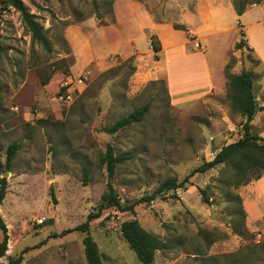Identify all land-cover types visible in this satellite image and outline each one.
<instances>
[{
	"label": "rangeland",
	"instance_id": "obj_1",
	"mask_svg": "<svg viewBox=\"0 0 264 264\" xmlns=\"http://www.w3.org/2000/svg\"><path fill=\"white\" fill-rule=\"evenodd\" d=\"M21 1L43 26L52 50L33 41L20 11L1 6L0 188L6 180V195L0 212L10 251L0 264L26 249L23 264H88L85 233L50 236L96 213L108 180L127 205L157 192L167 180L182 181L242 138L246 117L235 108L230 75L250 72L253 92L264 103V65L250 49L235 48L246 39L239 19L229 0H214L207 11L222 17L224 30L196 31L188 39L190 50L211 55L216 87L192 107L175 108L166 79L155 76L161 52L151 48L148 17L162 24L186 22L197 30L196 11L207 0ZM180 69L187 74L186 66ZM145 104L150 108L142 122L110 132ZM254 118L252 133L262 134L264 115ZM13 142L19 148L8 169ZM108 144L115 155L132 156L117 164L110 179ZM222 181H234L225 165L194 175L176 190V198L165 191L134 212L105 209L90 222L104 264H142L120 231L132 219L169 243L152 264H264V211L255 219L249 202L253 181L236 189Z\"/></svg>",
	"mask_w": 264,
	"mask_h": 264
},
{
	"label": "trees",
	"instance_id": "obj_2",
	"mask_svg": "<svg viewBox=\"0 0 264 264\" xmlns=\"http://www.w3.org/2000/svg\"><path fill=\"white\" fill-rule=\"evenodd\" d=\"M263 0H232L235 12L238 16L242 15L246 9L254 4H260ZM6 3L12 5L18 11L21 12L23 20L27 25L33 41L41 44V46L48 52L52 50V45L49 37L43 26L38 22L36 17L32 15L21 0H0L1 6ZM238 25L241 26L240 20ZM176 29L185 30L191 40L195 37L191 34L187 26L184 24H174ZM151 48L155 53L161 50L160 42L157 37L150 35ZM244 47L243 42H238L235 45L236 49H242ZM5 48L1 43L0 36V63L3 58ZM157 56V55H156ZM231 86L234 89L235 108L245 115L246 120L243 123L244 136L238 139L236 142L230 143L222 147L210 161H204L202 164L190 171V173L180 182L175 180H167L158 189L157 192L152 195L144 196L130 204L123 205L115 193L113 185L110 180L107 182V192L102 196V202L97 208L96 213H90L87 216L85 222L77 225L74 228L63 230L60 234L56 233L51 235V238H58L70 234L72 232L80 231L85 233L82 240L84 245V252L86 261L88 264H104L103 254L90 235V222L101 216L102 212L107 208H115L120 212H134V208L140 204H150L157 196L165 191H174L173 196L176 198V190L189 183L190 179L196 174H203L207 171L220 166L225 165L227 169L233 174L234 181L228 184L227 181L221 183L225 186H233L235 189L238 186L247 184L251 181L259 180L264 175V138L257 134L252 133L251 122L257 112L263 111L264 106H260L256 95L253 92V77L250 72L242 70L240 73L230 75ZM48 83L46 79L44 84ZM2 92V86L0 85V95ZM150 108L149 104H145L138 109L132 111L127 116L119 119L111 128L110 132H117L123 128L133 125L134 123L142 122ZM19 144L13 142L7 149L6 167L9 169L13 160L17 155ZM1 150V147H0ZM106 167L108 172V178L110 179L117 168V164L131 159V155H115L112 145H107L106 150ZM203 200L208 203L209 197L206 195V191L202 190ZM6 195V180L2 179V185L0 188V205ZM53 195V192H52ZM0 230L2 232V240L0 242V259L6 256L9 243V231L5 219L0 212ZM121 235L129 247L134 251L137 259L142 264H152L155 260L157 251L169 248V243L160 239L156 235L150 233L141 226L137 219L127 220L121 224ZM41 242L40 245H43ZM28 250V249H26ZM22 252L17 257H10L6 264H21L24 261V253Z\"/></svg>",
	"mask_w": 264,
	"mask_h": 264
},
{
	"label": "crops",
	"instance_id": "obj_3",
	"mask_svg": "<svg viewBox=\"0 0 264 264\" xmlns=\"http://www.w3.org/2000/svg\"><path fill=\"white\" fill-rule=\"evenodd\" d=\"M207 1L200 2L198 5L195 18L200 21L201 25L197 26V30L192 31L186 22L181 23L187 26L191 34L196 31L199 33L222 31L225 28L221 16L212 18L207 11V6L210 8L214 0ZM228 6L234 17L240 20V27L246 38L243 41L244 47L250 49L254 58L264 65V0L260 4L249 6L240 16L236 14L232 0H229ZM148 20L153 22L150 27L151 31L159 37L161 45L159 51L161 58H158L159 63L155 76L166 79L168 92L175 108H190L205 99L216 87L214 80L216 69L212 65L213 61L210 60L211 55L207 52L190 50L189 34L185 30L176 29L174 24L155 22L151 17H148ZM181 66L188 68L187 74H182ZM183 89L184 95H181L179 91ZM259 105L264 106V103H259ZM261 115H264V112H257L254 119ZM254 127H257V123ZM257 135L264 138V132ZM249 188V202L253 205L252 211L256 219V216L264 211V175L259 180L253 181ZM40 250L43 249L40 248ZM23 263L24 261L21 264Z\"/></svg>",
	"mask_w": 264,
	"mask_h": 264
},
{
	"label": "built area",
	"instance_id": "obj_4",
	"mask_svg": "<svg viewBox=\"0 0 264 264\" xmlns=\"http://www.w3.org/2000/svg\"><path fill=\"white\" fill-rule=\"evenodd\" d=\"M67 98H69V99H70V98H71V97H70V95H69Z\"/></svg>",
	"mask_w": 264,
	"mask_h": 264
},
{
	"label": "bare ground",
	"instance_id": "obj_5",
	"mask_svg": "<svg viewBox=\"0 0 264 264\" xmlns=\"http://www.w3.org/2000/svg\"><path fill=\"white\" fill-rule=\"evenodd\" d=\"M10 251V249L7 251V253Z\"/></svg>",
	"mask_w": 264,
	"mask_h": 264
},
{
	"label": "water",
	"instance_id": "obj_6",
	"mask_svg": "<svg viewBox=\"0 0 264 264\" xmlns=\"http://www.w3.org/2000/svg\"><path fill=\"white\" fill-rule=\"evenodd\" d=\"M256 97V96H255Z\"/></svg>",
	"mask_w": 264,
	"mask_h": 264
}]
</instances>
